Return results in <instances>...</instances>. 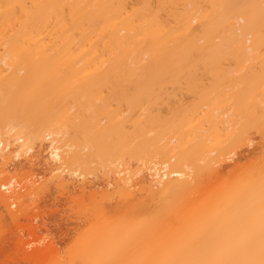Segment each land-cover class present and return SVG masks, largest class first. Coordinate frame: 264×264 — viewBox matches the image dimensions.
I'll use <instances>...</instances> for the list:
<instances>
[{
	"label": "bare ground",
	"instance_id": "6f19581e",
	"mask_svg": "<svg viewBox=\"0 0 264 264\" xmlns=\"http://www.w3.org/2000/svg\"><path fill=\"white\" fill-rule=\"evenodd\" d=\"M0 203L40 264H264V0H0Z\"/></svg>",
	"mask_w": 264,
	"mask_h": 264
},
{
	"label": "rangeland",
	"instance_id": "374dc122",
	"mask_svg": "<svg viewBox=\"0 0 264 264\" xmlns=\"http://www.w3.org/2000/svg\"><path fill=\"white\" fill-rule=\"evenodd\" d=\"M131 160L130 158L126 159L125 157V162L128 161V163L130 164L136 163L134 161L131 162ZM231 176H230V173H227L221 179L224 178L223 181H226ZM207 178L206 176L205 178L203 177L204 186H205V183H207L208 186H210V183H209L210 180L209 179L207 180ZM4 192L5 194H7L6 190ZM53 192L50 193L48 197H45L42 200L40 199L39 201H41L42 203L38 201L39 203H41V205H39L40 206L39 210L41 212L39 210L37 211L40 213L46 212V213H49V215H51L49 216V219L45 227L47 228L48 231H50L48 232L49 234L47 235L48 236L47 239L49 240L50 237L51 238L53 237L54 239L60 238L61 242H63L62 249L65 252L69 250L75 238L78 236V233L81 232L80 229L83 228L82 226H85L83 224H85L84 223L85 220L89 218L90 213L89 212L87 213V211L91 206H89L88 200L86 203L84 204L82 203L83 205H81L80 203L79 204L77 203L78 201H74V200L71 201V199L67 200L65 197L59 195L60 193L58 192L53 193ZM76 198L78 197L76 196ZM30 203L31 202L26 203L25 207L29 206L28 204ZM80 206L81 207L84 206V208L82 207L83 209H81ZM86 207H87V210H86ZM2 208L3 206L0 208V264H40L42 263V260L40 258H29V259L25 258L24 254L18 250L17 245H16L18 242L17 231L19 232V229L22 228L23 226L26 227L25 225L27 224L26 221L23 220L22 218L23 213L27 211L25 212L23 211L22 213L18 212L20 213L21 218L19 219V221L17 220L18 222H16V221L11 220V218H8L7 214L4 213L6 211H4V208L3 209ZM109 208H111V206H105V211L109 210V213H110L111 210ZM24 210H27V209H24Z\"/></svg>",
	"mask_w": 264,
	"mask_h": 264
}]
</instances>
